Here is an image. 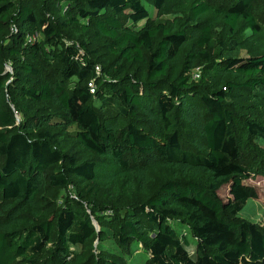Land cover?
Instances as JSON below:
<instances>
[{
	"label": "trees",
	"instance_id": "obj_1",
	"mask_svg": "<svg viewBox=\"0 0 264 264\" xmlns=\"http://www.w3.org/2000/svg\"><path fill=\"white\" fill-rule=\"evenodd\" d=\"M181 2L154 21L144 0H0V264H134L139 242L142 264H264V226L237 216L264 118L228 101L264 95V51L210 49L220 21L262 31L264 0Z\"/></svg>",
	"mask_w": 264,
	"mask_h": 264
},
{
	"label": "rangeland",
	"instance_id": "obj_2",
	"mask_svg": "<svg viewBox=\"0 0 264 264\" xmlns=\"http://www.w3.org/2000/svg\"><path fill=\"white\" fill-rule=\"evenodd\" d=\"M182 0H167L162 8H157L150 0H144V3L149 7L151 11V17L154 21H165L166 19H173L180 17L184 19L188 16V11L184 7ZM143 22V21H142ZM235 38L237 43H232L228 39ZM210 49L217 53L223 49L228 55L248 56L249 54L260 53L264 51V21L262 23V31L255 33L250 27H244V29L238 30L237 33H232L230 27L224 22H218L214 38L211 41ZM201 66L200 64H198ZM193 71L191 73L192 78ZM198 79V78H197ZM228 101L238 104L239 106L248 107V114L257 119L264 118V95L260 97L251 98V93H247L244 90L236 89L232 92ZM49 109L55 110V107L51 104H47ZM116 107L108 105L100 111L104 114L115 112ZM248 149H245L244 161L251 167L256 165L258 157L264 155V138L254 137L250 139ZM260 156V157H261ZM3 161L0 159V164ZM246 181L254 185L258 190L257 197H250L244 207L239 211L237 216L241 219L253 221L259 226H264V172L252 171L251 176ZM67 194L76 195V191L71 188H62L57 194L54 203L59 207ZM231 193L228 184L222 185L218 190V197L223 202H228L231 198ZM86 212L92 214L88 205L86 204ZM95 223H97L95 221ZM181 232L186 233L191 237V232L187 227H181ZM104 243L110 246L115 251H121L120 246L113 239H106ZM72 249L81 250V245H72ZM127 260L130 263L142 264L145 263L150 255L149 249L143 242L134 244L132 248L125 253Z\"/></svg>",
	"mask_w": 264,
	"mask_h": 264
},
{
	"label": "built area",
	"instance_id": "obj_3",
	"mask_svg": "<svg viewBox=\"0 0 264 264\" xmlns=\"http://www.w3.org/2000/svg\"><path fill=\"white\" fill-rule=\"evenodd\" d=\"M200 73H201V68L200 66H197L193 71L192 78H195V79L198 78L200 76Z\"/></svg>",
	"mask_w": 264,
	"mask_h": 264
},
{
	"label": "water",
	"instance_id": "obj_4",
	"mask_svg": "<svg viewBox=\"0 0 264 264\" xmlns=\"http://www.w3.org/2000/svg\"><path fill=\"white\" fill-rule=\"evenodd\" d=\"M96 220H94V222H95ZM96 225H98L97 223H95Z\"/></svg>",
	"mask_w": 264,
	"mask_h": 264
}]
</instances>
